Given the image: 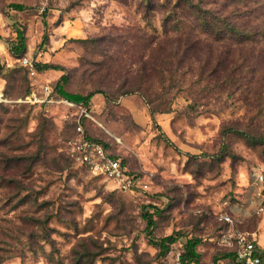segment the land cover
<instances>
[{
	"label": "rangeland",
	"instance_id": "rangeland-1",
	"mask_svg": "<svg viewBox=\"0 0 264 264\" xmlns=\"http://www.w3.org/2000/svg\"><path fill=\"white\" fill-rule=\"evenodd\" d=\"M21 29L22 58L62 71L27 75L6 44ZM63 73L69 92L104 94L80 124L133 193L65 157L79 110L17 103ZM0 87V264H180L181 240L165 258L150 244L171 234L200 239L196 264L237 233L264 251V0H0Z\"/></svg>",
	"mask_w": 264,
	"mask_h": 264
},
{
	"label": "built area",
	"instance_id": "built-area-1",
	"mask_svg": "<svg viewBox=\"0 0 264 264\" xmlns=\"http://www.w3.org/2000/svg\"><path fill=\"white\" fill-rule=\"evenodd\" d=\"M19 63L27 69L30 77L37 75L34 63L26 58H21ZM55 101L77 109L84 117L90 118L89 113L82 106L72 104L64 99H53L49 85L42 86L40 91L31 89L25 97L18 99L17 103L47 105ZM7 102L3 96V89L0 87V103ZM75 130L78 136L65 143L68 156L75 164L86 167L91 175L109 181L123 193H133L136 188L140 187L137 179L121 166L120 159L113 157L111 152L103 145L86 139L79 124H77ZM259 180L261 181L262 177H259ZM219 221L225 225L232 223L231 218L227 214H222L219 217ZM227 246L234 250L233 259L222 261L219 264H264V257L260 254L253 234L237 233L233 235L232 240L227 242ZM181 252L180 249L175 253L178 262H180Z\"/></svg>",
	"mask_w": 264,
	"mask_h": 264
},
{
	"label": "trees",
	"instance_id": "trees-1",
	"mask_svg": "<svg viewBox=\"0 0 264 264\" xmlns=\"http://www.w3.org/2000/svg\"><path fill=\"white\" fill-rule=\"evenodd\" d=\"M11 7L13 10H16V11L24 10V8L21 5H14L13 4V5H11ZM43 15L45 16V14H43ZM199 19L202 20V22H204L203 23L204 25L208 24V23H206V17L204 15H200ZM213 24H215V26H216L214 29V31H215L214 36L215 37H221V38L225 37V38L232 40V39H236L238 37L245 38L247 36L246 33L235 30L234 27L231 25V23H220L221 27H218L217 23H213ZM46 42H47V38L44 35L42 37V42L40 43L39 46L46 44ZM77 42H83V41L77 40ZM6 44H7L8 52L10 53V55L13 58H17L20 60L22 58V56L25 55V53L27 52L26 40H25L22 29L17 30L15 39L7 42ZM34 65H35V71L37 73H42V72L50 71V70L62 71L58 66L48 64V63H36ZM66 82H67V75L63 73L53 83L52 86H49L52 90V98L53 99H55V100L64 99V100H67L68 102H70L72 104L80 105L84 109L88 110L89 100L95 94L99 93V94L104 95L101 92H96V93L95 92H89L86 95H81L79 93H71L67 90ZM27 94H28V91L25 92L23 95L19 96V98H23ZM3 96L6 100H9V97L6 93V90H4V89H3ZM19 98H17V99H19ZM3 104L4 103H0V106L1 105L3 106ZM85 119H87V118L84 117L82 114H80L78 111H76L75 116L73 118V120L75 122V125L73 128V135L70 138H68L66 140V142L71 140V139H75L78 136L76 133V130H75L76 126H77V124H79L82 127V125L80 124V121L81 120L83 121ZM83 134H84L86 139L97 142V143L103 145L107 150H109L108 149L109 147L105 143H102L101 141L94 139L93 137L88 135L84 129H83ZM64 153H65V157L68 159L70 164L81 167L82 169H84L85 171L88 172L86 167L79 166V165L75 164L69 158L66 149H65ZM111 154L113 157L120 159L118 156L114 155L112 152H111ZM120 164L123 168L126 169V167H125V165L121 159H120ZM127 172H128V170H127ZM128 173H130V172H128ZM131 175L136 178V175H133V174H131ZM158 213H159L158 210L154 209L153 213H148V212L143 211L141 214L142 219L146 223L145 231H146V234L148 236H150L152 234L153 228L155 226V221L153 220V214H158ZM149 240H151L150 244H152L154 246V248L157 250V256L159 258H165L168 251H169V248L172 245H174L176 242H178V241L180 242V240H181L180 243H181V251L182 252H181V256H180V264H196L199 261L200 256H199L197 249H198L201 241L198 238H186V239H184V237H182L179 234H171V235L164 236L158 240H154L153 237H150ZM233 255H234V250L232 248L227 249V251L225 253L215 256L212 259L210 264H219L222 261L233 259Z\"/></svg>",
	"mask_w": 264,
	"mask_h": 264
},
{
	"label": "crops",
	"instance_id": "crops-1",
	"mask_svg": "<svg viewBox=\"0 0 264 264\" xmlns=\"http://www.w3.org/2000/svg\"><path fill=\"white\" fill-rule=\"evenodd\" d=\"M259 250H260V254L264 257V251H263V249L259 247Z\"/></svg>",
	"mask_w": 264,
	"mask_h": 264
}]
</instances>
